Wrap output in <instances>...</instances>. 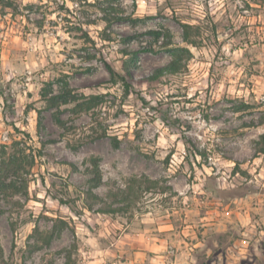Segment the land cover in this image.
<instances>
[{"label":"rangeland","instance_id":"obj_1","mask_svg":"<svg viewBox=\"0 0 264 264\" xmlns=\"http://www.w3.org/2000/svg\"><path fill=\"white\" fill-rule=\"evenodd\" d=\"M262 136L264 0H0V264H264Z\"/></svg>","mask_w":264,"mask_h":264},{"label":"trees","instance_id":"obj_2","mask_svg":"<svg viewBox=\"0 0 264 264\" xmlns=\"http://www.w3.org/2000/svg\"><path fill=\"white\" fill-rule=\"evenodd\" d=\"M125 16L122 15H117L114 20L117 21H122L125 20ZM105 22L108 23V25H111L112 21H108L107 19H104ZM194 25H190V24H184L183 25V29H184V40L188 45H191L193 47H197L198 43L193 40L192 36V31L194 30ZM155 39L157 41H160L163 34L159 31H154L151 33ZM172 35L171 33L167 34V42H162V46H160V48H163L165 50L168 51H174V58L172 60V62L170 64H168L167 66L161 67L156 69L152 75L148 78L149 81H157L161 78H163L164 76H168V75H176L182 72V70L187 66V60L188 57L190 55V50L188 48H180V47H169L172 45ZM128 54V53H127ZM132 58H136L135 55H133ZM136 62V59H132V61ZM136 66V65H135ZM110 74L112 75V77L114 78V82L116 83H120L122 84V86L126 89L127 93L131 92V87L127 81V79L120 75L115 68H113L112 66L108 67ZM138 70V69H137ZM135 93L139 96L143 106L147 107L149 110H153V111H157V108H155L153 106L152 103L148 102L145 98L141 97L140 94H138V91H135ZM45 96V95H44ZM51 102V99L50 101ZM90 107H87L86 110H89ZM163 120H164V124L167 126H170V119H169V115L168 114H164L163 115ZM262 140H263V147L260 150L261 154L264 155V136H262ZM186 146H188V141L185 140L184 141ZM189 150V149H188ZM197 155V153H195Z\"/></svg>","mask_w":264,"mask_h":264}]
</instances>
